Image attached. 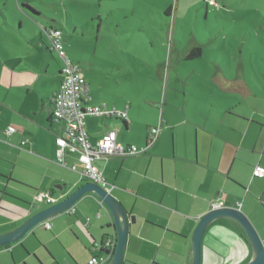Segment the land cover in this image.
Returning a JSON list of instances; mask_svg holds the SVG:
<instances>
[{
  "label": "crops",
  "instance_id": "0c3cea01",
  "mask_svg": "<svg viewBox=\"0 0 264 264\" xmlns=\"http://www.w3.org/2000/svg\"><path fill=\"white\" fill-rule=\"evenodd\" d=\"M16 3L20 13L13 19L0 5V234L49 206L35 202L38 192L52 191L60 201L86 179L69 167L77 162L76 154L66 155L68 166L57 159L56 137L63 124L51 111L63 62L33 19L49 17L34 0ZM107 3L104 11L92 12L101 23L108 22L114 10L128 14L120 0ZM49 20L50 26L61 29ZM104 26L118 38L125 31L121 23ZM162 27L166 36L169 23L167 29ZM7 30L15 37L10 42L3 35ZM118 38L114 48L127 49V42ZM132 48L144 45L134 41ZM193 48L183 57L188 66L202 56L203 49L199 56H190ZM135 60L147 65L137 54L116 61V68L82 69L90 103L127 109L129 118L86 116L90 141L95 144L107 131L116 130L120 143L140 148L137 153L94 160L114 185L111 193L134 217L121 264H191L194 231L214 203L240 209L264 244V176L253 177L257 166L264 167V57H250L253 71L241 66L230 72L188 70L184 93L138 86L144 73ZM157 63L155 71L162 73L165 60ZM257 63L263 68L258 70ZM10 126L15 132L7 134ZM155 126L160 130L149 144ZM51 222V229L40 224L20 241L0 247V264H90L93 256L106 254L103 244L115 235L110 212L93 193H86L73 212ZM202 244V264H246L252 258L245 232L229 218L213 221Z\"/></svg>",
  "mask_w": 264,
  "mask_h": 264
},
{
  "label": "rangeland",
  "instance_id": "374dc122",
  "mask_svg": "<svg viewBox=\"0 0 264 264\" xmlns=\"http://www.w3.org/2000/svg\"><path fill=\"white\" fill-rule=\"evenodd\" d=\"M34 2L42 15L59 23L67 56L73 58L84 71L90 66L98 67L100 71L116 68V61L120 59L137 54L142 56L147 65L135 60L144 73L143 79L139 78L137 84L147 90L176 89V92L184 93L188 87V70L196 67L206 73L221 70L230 72L241 66L243 70L253 71L255 65L250 62V57H264V0H216L214 4L209 0H120L127 7L128 14L122 15L114 10L108 22L102 20L103 24L92 12L104 11L107 0ZM0 5L7 7L6 14L12 19L20 13L16 0H0ZM133 7L135 12L131 14ZM33 19L41 27L51 47L52 42L46 31L51 20L40 15H34ZM141 22L143 28L139 30L138 24ZM100 23L102 28L99 33ZM116 23H121L125 30L119 33V38L104 26H114ZM167 23L169 31L165 36L162 24L167 29ZM3 35L7 36L8 42L15 39L9 30ZM117 38L127 42V49L114 48ZM134 41L142 43L144 48H132ZM152 41L155 42L153 45ZM195 46L203 49L202 56L189 61L188 66V60L183 57ZM54 54L64 64L56 51ZM161 60H165L163 71L157 73L155 66ZM260 65L257 63L258 70L263 68Z\"/></svg>",
  "mask_w": 264,
  "mask_h": 264
},
{
  "label": "built area",
  "instance_id": "2783aa9c",
  "mask_svg": "<svg viewBox=\"0 0 264 264\" xmlns=\"http://www.w3.org/2000/svg\"><path fill=\"white\" fill-rule=\"evenodd\" d=\"M213 4L216 0H209ZM46 31L52 42V49L64 61L61 69L62 81L59 89L55 92L52 103V118L63 124V132L56 137L57 159L64 166H68L66 155L76 154L77 162L70 165V169L79 171L86 179L96 182L111 192L114 185L109 183L103 172L94 163L95 158L113 155L133 154L140 151L135 145H125L118 141L117 131H107L95 144L89 139L88 130L86 128L85 117H113L128 121V110H119L110 108L106 103L92 104L90 103L91 95L89 91V83L79 64L71 62L66 55L63 43V32L61 29L50 26ZM160 126L150 129L147 142L150 144L157 138ZM15 132V127L10 126L6 129L7 134ZM23 140L22 143H25ZM264 167L257 166L253 171V177H263ZM35 202H45L49 205L57 202L52 191H41L35 195ZM221 204H212V210L218 209ZM74 207L67 212H73ZM45 229H51L52 222L48 219L41 223ZM116 243V235L106 239L103 246L106 249L114 248ZM102 257L93 256L90 264H100Z\"/></svg>",
  "mask_w": 264,
  "mask_h": 264
},
{
  "label": "water",
  "instance_id": "95a60500",
  "mask_svg": "<svg viewBox=\"0 0 264 264\" xmlns=\"http://www.w3.org/2000/svg\"><path fill=\"white\" fill-rule=\"evenodd\" d=\"M86 193H93L99 204L110 212L113 220V230L116 235L114 248L105 250L106 254L102 256L100 264H121L127 243L130 222L134 221V217L129 216L123 205L111 192H108L98 183L88 179H85L81 185L63 200L57 201L35 212L14 229L0 234V247L20 241L26 234L42 222L67 212L74 207ZM219 218L234 220L245 232L252 248V258L246 264H264V244L253 224L240 209L229 207H220L211 210L201 218L193 235L191 264H202V242L204 234L208 226Z\"/></svg>",
  "mask_w": 264,
  "mask_h": 264
},
{
  "label": "trees",
  "instance_id": "16d2710c",
  "mask_svg": "<svg viewBox=\"0 0 264 264\" xmlns=\"http://www.w3.org/2000/svg\"><path fill=\"white\" fill-rule=\"evenodd\" d=\"M208 3H209V2H208ZM169 11H171V9H170ZM201 51H202V48L199 47V46H196V47H194V48L191 50V52H190V56H192V57H197V56L200 55ZM52 193H53V192H52ZM105 250H108V249H105ZM105 252H106V251H105Z\"/></svg>",
  "mask_w": 264,
  "mask_h": 264
}]
</instances>
